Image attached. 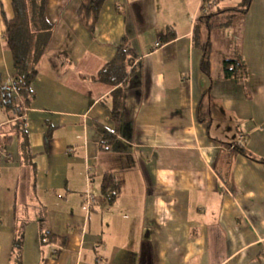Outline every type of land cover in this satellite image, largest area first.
I'll list each match as a JSON object with an SVG mask.
<instances>
[{
    "label": "crops",
    "instance_id": "obj_1",
    "mask_svg": "<svg viewBox=\"0 0 264 264\" xmlns=\"http://www.w3.org/2000/svg\"><path fill=\"white\" fill-rule=\"evenodd\" d=\"M242 2L105 0L90 29L80 0H47L51 38L22 116L1 95L14 12L0 3V264H264V0L227 25L203 20ZM121 46L133 74L114 86L99 75ZM229 60L241 76H226Z\"/></svg>",
    "mask_w": 264,
    "mask_h": 264
},
{
    "label": "trees",
    "instance_id": "obj_2",
    "mask_svg": "<svg viewBox=\"0 0 264 264\" xmlns=\"http://www.w3.org/2000/svg\"><path fill=\"white\" fill-rule=\"evenodd\" d=\"M104 1L80 0L78 16L81 23L93 29ZM251 3L252 0H243L240 7L219 11L218 13L212 12L211 7H209L205 12L203 20L207 22L208 27L211 29L215 23V19L217 20L219 15H225V18L228 19L227 25L237 14L246 13ZM12 8L14 17L12 20H5L6 32L4 37L7 48L13 57L14 75L11 87H14L15 90L3 88L1 95L5 107L16 110L19 116H22L26 113L27 105L33 96L32 83L38 73L36 65L50 41L52 25L46 19L47 0H12ZM174 38L175 33L173 32L171 36H163L162 40L167 42ZM209 46V43H206L204 46L205 57L203 67L207 75H209ZM129 55L121 46L116 59L102 70L99 79L114 86L124 85L133 74V72L127 73V66L129 64L127 58ZM244 70V66L237 61L229 60L224 62V72L229 78L241 76ZM121 92L122 89L118 88L113 94L120 96ZM118 100L115 102V107L112 111V118L114 120L119 119L120 116V104ZM17 121L19 122L20 120ZM20 124H23V122H20ZM101 132L106 141L110 140L111 133L109 131L102 128ZM240 151L244 153L243 150ZM114 186L113 177L106 175L102 185L103 192L109 193ZM49 240L55 241L56 239L50 235H42L40 238L42 244H46ZM14 247L17 249L23 248V235L20 234L17 237L14 241Z\"/></svg>",
    "mask_w": 264,
    "mask_h": 264
},
{
    "label": "built area",
    "instance_id": "obj_3",
    "mask_svg": "<svg viewBox=\"0 0 264 264\" xmlns=\"http://www.w3.org/2000/svg\"><path fill=\"white\" fill-rule=\"evenodd\" d=\"M160 44H157L156 46H159ZM96 197L88 187V190L86 191L84 195V201H83V210L86 212L87 216H89L93 210L94 205L96 204Z\"/></svg>",
    "mask_w": 264,
    "mask_h": 264
},
{
    "label": "rangeland",
    "instance_id": "obj_4",
    "mask_svg": "<svg viewBox=\"0 0 264 264\" xmlns=\"http://www.w3.org/2000/svg\"><path fill=\"white\" fill-rule=\"evenodd\" d=\"M4 0H1V2L0 3H2ZM8 1H6V3H5V5L7 6V3ZM2 28V23H1V21H0V29ZM12 114L15 116V114H14V112H12Z\"/></svg>",
    "mask_w": 264,
    "mask_h": 264
},
{
    "label": "flooded vegetation",
    "instance_id": "obj_5",
    "mask_svg": "<svg viewBox=\"0 0 264 264\" xmlns=\"http://www.w3.org/2000/svg\"><path fill=\"white\" fill-rule=\"evenodd\" d=\"M9 88H11V89L15 90V89H14V87H9Z\"/></svg>",
    "mask_w": 264,
    "mask_h": 264
}]
</instances>
